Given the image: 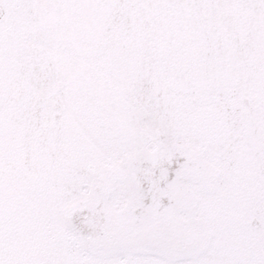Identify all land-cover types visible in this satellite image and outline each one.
I'll use <instances>...</instances> for the list:
<instances>
[{
  "label": "snow or ice",
  "instance_id": "snow-or-ice-1",
  "mask_svg": "<svg viewBox=\"0 0 264 264\" xmlns=\"http://www.w3.org/2000/svg\"><path fill=\"white\" fill-rule=\"evenodd\" d=\"M0 264H264V0H0Z\"/></svg>",
  "mask_w": 264,
  "mask_h": 264
}]
</instances>
